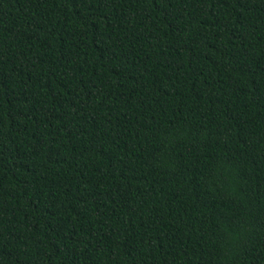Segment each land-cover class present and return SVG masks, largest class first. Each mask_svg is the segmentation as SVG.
Masks as SVG:
<instances>
[{
    "label": "trees",
    "instance_id": "obj_1",
    "mask_svg": "<svg viewBox=\"0 0 264 264\" xmlns=\"http://www.w3.org/2000/svg\"><path fill=\"white\" fill-rule=\"evenodd\" d=\"M0 264H264V0H0Z\"/></svg>",
    "mask_w": 264,
    "mask_h": 264
}]
</instances>
